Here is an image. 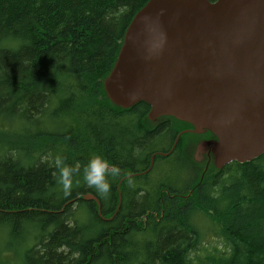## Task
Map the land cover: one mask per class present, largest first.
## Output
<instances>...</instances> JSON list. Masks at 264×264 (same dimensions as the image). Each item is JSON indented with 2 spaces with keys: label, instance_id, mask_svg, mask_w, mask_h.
<instances>
[{
  "label": "trees",
  "instance_id": "obj_1",
  "mask_svg": "<svg viewBox=\"0 0 264 264\" xmlns=\"http://www.w3.org/2000/svg\"><path fill=\"white\" fill-rule=\"evenodd\" d=\"M149 1L0 0V264H264V154L219 169L208 130L169 154L189 123L106 94ZM92 156L119 170L105 198L82 180Z\"/></svg>",
  "mask_w": 264,
  "mask_h": 264
},
{
  "label": "water",
  "instance_id": "obj_2",
  "mask_svg": "<svg viewBox=\"0 0 264 264\" xmlns=\"http://www.w3.org/2000/svg\"><path fill=\"white\" fill-rule=\"evenodd\" d=\"M104 86L116 106L145 102L152 120L213 133L219 169L255 159L264 154V0H150Z\"/></svg>",
  "mask_w": 264,
  "mask_h": 264
},
{
  "label": "clouds",
  "instance_id": "obj_3",
  "mask_svg": "<svg viewBox=\"0 0 264 264\" xmlns=\"http://www.w3.org/2000/svg\"><path fill=\"white\" fill-rule=\"evenodd\" d=\"M56 169L55 183L67 195L73 186V169L67 165L61 154L54 158ZM119 170L116 167L109 169L107 162L100 156H92L82 169V180L89 187L94 189L100 198H105L111 191L108 177H116ZM78 182V181H77Z\"/></svg>",
  "mask_w": 264,
  "mask_h": 264
},
{
  "label": "rangeland",
  "instance_id": "obj_4",
  "mask_svg": "<svg viewBox=\"0 0 264 264\" xmlns=\"http://www.w3.org/2000/svg\"><path fill=\"white\" fill-rule=\"evenodd\" d=\"M22 111H23V109H21L19 111V113L22 112ZM23 118H25V116L21 117L20 119H23ZM43 124H46V123H43ZM15 127L19 128L20 126H19V124H16ZM207 242H210L211 244L216 243L219 248H223V244L220 241H218L216 237H214L212 235H208L207 236Z\"/></svg>",
  "mask_w": 264,
  "mask_h": 264
},
{
  "label": "flooded vegetation",
  "instance_id": "obj_5",
  "mask_svg": "<svg viewBox=\"0 0 264 264\" xmlns=\"http://www.w3.org/2000/svg\"><path fill=\"white\" fill-rule=\"evenodd\" d=\"M194 129L192 126L188 127V130ZM131 173H135V172H131Z\"/></svg>",
  "mask_w": 264,
  "mask_h": 264
},
{
  "label": "bare ground",
  "instance_id": "obj_6",
  "mask_svg": "<svg viewBox=\"0 0 264 264\" xmlns=\"http://www.w3.org/2000/svg\"><path fill=\"white\" fill-rule=\"evenodd\" d=\"M79 165V164H78ZM86 199H87V197H86Z\"/></svg>",
  "mask_w": 264,
  "mask_h": 264
}]
</instances>
